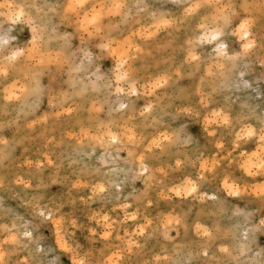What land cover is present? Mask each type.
<instances>
[{"label": "rangeland", "instance_id": "374dc122", "mask_svg": "<svg viewBox=\"0 0 264 264\" xmlns=\"http://www.w3.org/2000/svg\"><path fill=\"white\" fill-rule=\"evenodd\" d=\"M186 2L128 0L151 6L132 7L123 26L133 44L130 81L109 75L115 66L111 57L97 65L105 79L95 86L96 68L77 72L53 65L52 72L41 70L37 95L7 108L3 88L8 85L0 81V140L8 141L0 143V256L5 264H29L40 256L38 249L44 260L71 264V257L55 246L58 220L97 264H255L261 259V205L250 186L246 192L242 182L240 195L229 196L223 181L217 185L208 173L197 193L175 194L203 174L204 161H217L221 171L232 165L225 161L232 130L214 114L233 121L248 116L254 122L264 114V50L223 58L226 70L220 73L215 46L199 44L195 27H157L160 16L181 15L176 9ZM4 19L0 15V25ZM12 31L16 42L27 46L31 29L21 23ZM224 42L229 57L240 51L238 37L229 33ZM190 51L199 59L190 60ZM83 59V53L73 57L76 66ZM125 127L135 131L134 144L123 135ZM109 130L120 134L117 142L110 141ZM106 218L111 224L107 237Z\"/></svg>", "mask_w": 264, "mask_h": 264}, {"label": "snow or ice", "instance_id": "6c2138e0", "mask_svg": "<svg viewBox=\"0 0 264 264\" xmlns=\"http://www.w3.org/2000/svg\"><path fill=\"white\" fill-rule=\"evenodd\" d=\"M132 7L139 10H149L150 5L137 3L130 5L128 0H28V2L16 4L5 0L0 4V9H8L7 13H0L5 17L0 25V81L7 87L3 88V100L5 108L11 102H21L29 97L37 95L40 91L39 75L42 69L53 71V65L57 69L73 67L77 72L91 71L96 68L97 82L103 81L104 76L97 66L100 61L108 57L114 61V68L109 75L114 74L117 81H130L133 79L134 68L129 63L134 59L131 56L133 44L131 38L127 37L123 26L127 24ZM258 9V12H257ZM181 15L174 18L167 15L160 16L157 27L164 28L179 27L185 24L197 29L199 44H212L215 46L217 56L216 67L223 73L226 64L223 58L229 60L239 59L247 56L256 47L264 50V0L259 3L250 0H236L235 3H221L220 0H188L176 9ZM156 19V14L153 13ZM26 24L31 29V40L27 46H21L15 40L12 25ZM259 29L258 35L256 34ZM229 33L240 40V51L235 56H228V46L224 42ZM135 35V33H133ZM78 40L77 46L74 41ZM193 44V41H189ZM53 48H56L53 55ZM98 50V51H97ZM140 51L139 48L136 49ZM77 53H83L84 59L78 66L75 65L73 57ZM264 56V52H262ZM190 60H198L194 52H189ZM87 61V63H85ZM210 75L213 74L210 69ZM24 81L23 86L17 87ZM11 81V83H9ZM155 87H159L157 82ZM50 87L55 88L53 82ZM118 90H120L118 88ZM132 94H135L134 89ZM217 120H221L232 130L233 139L229 145L232 149L225 161H232L231 167L221 171L217 167V161H204L201 165L203 174L198 179H189L175 191L177 196L191 195L197 193V185L209 178L216 179L217 185L223 181V190L229 196L240 195V184H245V191L251 187L261 205L260 224L258 229L264 233V114L259 115L258 122L251 117L241 116L237 120L214 114ZM111 142H117L120 134L113 135L111 130L106 134ZM124 136L129 143H135L136 134L132 128L125 127ZM165 140L169 138L164 137ZM7 144V140H0ZM158 148L164 145L160 141H153ZM221 147H223L221 145ZM179 163V162H178ZM141 167L145 168L144 158L141 157ZM238 169V171H237ZM145 171L147 169L145 168ZM245 178H257L259 183ZM100 192L104 191L99 187ZM41 216L44 213L40 214ZM51 219V217H49ZM56 247L60 249L61 255L67 253L71 257V264H97L90 251H85L74 244L65 233L63 223L56 222ZM105 236L111 235V224L105 219ZM31 235V233H25ZM205 235H211L206 232ZM245 233V239L248 238ZM15 242V237H12ZM40 256L29 262V264H61L57 259L44 260L43 250H39ZM221 252L229 253L228 248H221ZM208 255L207 252L204 253ZM0 264H5L0 256ZM205 264H217L216 261H206ZM220 264H230L222 261ZM239 264V261L236 262ZM255 264H264V251L261 259Z\"/></svg>", "mask_w": 264, "mask_h": 264}, {"label": "bare ground", "instance_id": "6f19581e", "mask_svg": "<svg viewBox=\"0 0 264 264\" xmlns=\"http://www.w3.org/2000/svg\"><path fill=\"white\" fill-rule=\"evenodd\" d=\"M135 90V88H133ZM156 138V137H155Z\"/></svg>", "mask_w": 264, "mask_h": 264}]
</instances>
